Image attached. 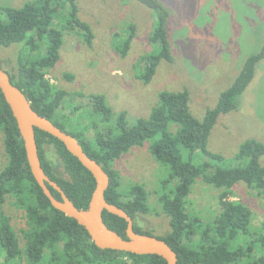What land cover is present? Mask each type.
Wrapping results in <instances>:
<instances>
[{
  "label": "trees",
  "instance_id": "obj_1",
  "mask_svg": "<svg viewBox=\"0 0 264 264\" xmlns=\"http://www.w3.org/2000/svg\"><path fill=\"white\" fill-rule=\"evenodd\" d=\"M136 1L153 11L157 22L148 37L153 49L142 55L143 66L136 75L148 83L161 60H173L167 33L172 10L162 0ZM78 11L77 0H30L20 7L0 6V46L23 44L12 72L6 70L11 82L37 113L76 137L83 150L102 166L110 178L105 199L122 207L133 220L137 214L151 211L148 193L141 184L130 185L122 191L117 172L111 165L133 146L150 140L149 152L153 159L167 168L160 180L157 201L169 220V231L164 236H155L165 240L176 252L177 264H231L238 263L244 256L250 257L248 264H264V223L251 229L250 208L239 200L230 199L231 188L239 182L257 188L264 199V166L260 163L264 143L254 138L241 142L234 156V166L225 165L221 154L207 148L208 136L218 116L238 107L240 95L254 77L256 64L264 57V45L245 58L233 82L220 92L216 105L207 109L201 119L190 112L189 91L183 89L160 91L149 115L134 123L128 122L124 111L114 117L103 94H90L92 108L87 115L84 113L89 121L84 124L79 117H66L59 111L67 93L45 78L60 58L66 29L79 28L84 41L92 43L93 32L78 17ZM127 28L125 38L115 44L122 57L127 55L135 35L133 24ZM40 45L44 46L42 52ZM170 123L177 124L175 132L169 130ZM90 129L92 139L86 135ZM0 130L4 131L7 152V162L0 170V250L4 252L5 264H166L155 254L97 247L83 226L51 206L30 172L15 118L1 91ZM34 131L46 174L78 208H86L95 185L91 173L55 137L38 128ZM44 142L53 145L60 158L62 175H57L45 159L41 148ZM197 178L219 190L218 209L210 220L186 211L187 196ZM50 189L59 197L55 189ZM9 194L15 195L17 206L25 212L22 245L1 208ZM102 216L109 228L126 237L124 219L105 210ZM134 230L154 235L135 223Z\"/></svg>",
  "mask_w": 264,
  "mask_h": 264
},
{
  "label": "rangeland",
  "instance_id": "obj_2",
  "mask_svg": "<svg viewBox=\"0 0 264 264\" xmlns=\"http://www.w3.org/2000/svg\"><path fill=\"white\" fill-rule=\"evenodd\" d=\"M30 0H0V6L20 7ZM172 13L167 20V33L173 60H161L148 83L137 78L143 66L142 55L153 49L148 37L156 25V16L136 0H77L78 17L93 32L92 43L84 41L77 27L64 31L57 64L45 78L66 91L60 112L66 117L80 118L88 124L92 105L90 94H103L113 116L126 112L129 123L147 117L162 90L189 91V109L201 119L206 110L216 105L221 91L233 82L245 58L264 45V0H162ZM5 19V15L1 14ZM58 26L57 21H55ZM135 26L127 55L122 57L115 44L122 41L127 27ZM22 43L0 46V64L12 72ZM41 52L44 46L40 45ZM70 75L68 78L66 75ZM177 124L170 123L175 132ZM87 138H93L89 130ZM254 138L264 143V57L256 64L254 77L238 99V107L218 116L208 136L207 148L221 154L225 165L234 166L239 145ZM150 140L133 146L114 160L111 168L117 172L120 189L141 184L147 191L151 211L137 214L134 223L142 230L164 236L169 220L157 201L160 180L167 168L156 162L149 152ZM45 159L57 175L63 174L60 158L52 144L41 145ZM7 162L4 131L0 130V170ZM264 166V155L260 157ZM219 190L197 178L187 196L186 211L210 220L218 209ZM231 200H239L252 212L250 228L264 223V199L258 189L239 182L231 188ZM8 223L18 235L25 227V212L16 204L15 195H7L1 204ZM0 250V264L4 263ZM244 256L238 263L248 264ZM23 264H26L23 262Z\"/></svg>",
  "mask_w": 264,
  "mask_h": 264
},
{
  "label": "water",
  "instance_id": "obj_3",
  "mask_svg": "<svg viewBox=\"0 0 264 264\" xmlns=\"http://www.w3.org/2000/svg\"><path fill=\"white\" fill-rule=\"evenodd\" d=\"M0 91L15 118L30 172L52 207L83 226L91 241L99 248L133 254H155L162 257L166 264H177V254L165 240L155 235L135 231L133 218L122 207L105 199L104 193L110 183L108 173L83 150L76 137L37 113L22 91L11 82L8 72L1 66ZM35 128L59 140L66 150L91 173L95 185L86 208H78L42 168L35 139ZM50 187L59 193V197L52 193ZM104 210L126 221L125 238L106 225L102 216Z\"/></svg>",
  "mask_w": 264,
  "mask_h": 264
}]
</instances>
